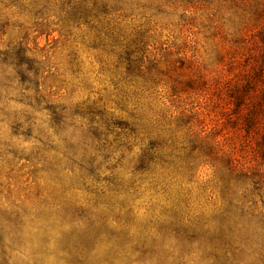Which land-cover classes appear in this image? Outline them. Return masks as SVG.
<instances>
[{
	"label": "clouds",
	"instance_id": "clouds-1",
	"mask_svg": "<svg viewBox=\"0 0 264 264\" xmlns=\"http://www.w3.org/2000/svg\"><path fill=\"white\" fill-rule=\"evenodd\" d=\"M0 264H264V0H0Z\"/></svg>",
	"mask_w": 264,
	"mask_h": 264
}]
</instances>
